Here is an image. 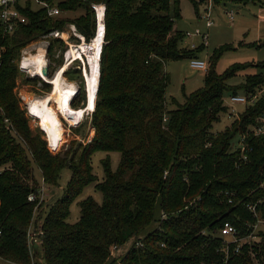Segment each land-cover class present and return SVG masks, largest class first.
I'll return each mask as SVG.
<instances>
[{"label":"trees","instance_id":"obj_1","mask_svg":"<svg viewBox=\"0 0 264 264\" xmlns=\"http://www.w3.org/2000/svg\"><path fill=\"white\" fill-rule=\"evenodd\" d=\"M94 2L107 5L106 44L91 122L95 134L85 146L73 144L53 154L45 135L32 131L27 111L21 106L16 93L21 73L16 61L28 43L70 22L89 41L94 28L90 4ZM191 2L198 11L200 5L196 0ZM180 3L65 0L60 5L64 12L84 10L85 14L74 20H53L44 10L29 7L24 11L26 25L11 36L0 34V46L6 49L0 59V259L32 264V258L42 253L45 264H117L110 258L111 247L144 236L145 247L130 250L120 264H221L223 239L218 231L223 224L230 221L246 232V223L255 222L248 205L260 200L258 210L264 219V190L260 188L264 181V137L249 139L253 151L246 162L240 159V151H233L237 137L263 114L264 97L246 107L240 120L224 132L213 131L227 111L224 94L230 91L237 95L240 89L254 94L264 88V75L249 76L244 85L232 89L228 80L248 66H235L218 75V53L202 88L184 95L183 104L175 98L168 101L171 77L165 71L166 63L198 58L203 50L199 47L196 53L188 54L180 48L185 33L174 29L181 19ZM61 46L64 48V43ZM54 47L49 49L50 60ZM256 66L264 68V63ZM76 73L82 77L81 68ZM36 80L29 78L27 82ZM51 89L50 84L43 83L41 90L49 93ZM88 100L82 85L70 106L85 110ZM170 104L175 108L169 109ZM98 151L121 154L116 172L110 159L102 162V182L92 166V156ZM35 167L49 186H58L65 168L72 174L62 199L45 217L44 213L39 215L43 243L32 256L27 231L36 203L29 202L28 197L38 186ZM93 183L103 195L102 204L92 197L80 202V219L70 224L72 203ZM227 191L236 194L234 205L228 203ZM162 213L166 218H161ZM257 252L260 264H264V247ZM229 264L256 263L244 249L232 256Z\"/></svg>","mask_w":264,"mask_h":264},{"label":"rangeland","instance_id":"obj_2","mask_svg":"<svg viewBox=\"0 0 264 264\" xmlns=\"http://www.w3.org/2000/svg\"><path fill=\"white\" fill-rule=\"evenodd\" d=\"M196 2L200 5L198 7V11L191 0H181V19L175 22L174 29L182 33H195L197 30L206 32L208 34L207 45L204 46L205 43H203L201 37L193 36L191 38H187L186 40L184 39V41L181 42V50L189 54L196 53L195 51L198 50L199 47H203V50L198 53V58L204 60L208 64V70L215 55L220 53L216 64V72L218 75H224L228 70L235 66H248L245 69L236 72V75L228 80V85L231 86L232 89H238L241 85H244L249 76L259 74L264 75V68L256 66L264 63V3L260 4L249 2L246 4L245 1L239 2L237 0H214L212 6L213 9H211V21H213L214 24L210 29H207L206 20L204 17H201V15L206 14L204 6L208 4V1L196 0ZM231 10L235 11V17L233 20L229 19L226 14ZM84 14V10H79L76 13L66 15L65 17H80ZM192 46H195V48ZM62 50L64 51L65 47L63 48V46L61 47L56 44L54 47L52 60H50L49 57L48 69L51 71L50 78L60 69L59 61L61 59L59 58V52ZM40 53L41 50H38V55ZM38 55L34 56L33 59H37ZM80 65L76 63L74 65L68 66V69L70 70L67 73L70 75L68 78L65 77L68 82L76 86V91L77 88L79 90L80 87L85 84L87 78L90 77L91 72L90 63L88 62V64H86L87 68L84 69V75L86 77V80L84 81L83 74L82 77H80L76 73L77 69L80 68ZM252 65L255 67H252ZM165 71L171 77V83L167 89L168 101H171L172 98H175L179 103L183 104L185 101L184 95H189L204 86L206 72L192 69L190 67L189 58L168 61L165 65ZM29 78L30 76L26 74L21 75L18 80L16 93L21 100V106L23 110L27 111V116L32 131L43 133L45 135L44 138L48 142L50 140V145L55 147H50V152L53 154L64 152L73 144L74 147H78L80 144H83L84 146L87 145L95 134V131L91 126V122L92 115L95 111L94 101L96 97L92 98L88 92L89 100L85 110H82L84 107L82 109L80 108L81 110L73 109L71 105L74 111H80V114L82 115L81 118L72 122L67 121L63 117L60 111L56 109L55 104L52 105V110L56 113L59 121V130L57 132L56 142L54 144L53 139L47 135L45 129L41 127L40 119L32 117L27 110L28 100L31 98H43L52 91L47 93L41 90L43 88V83L46 82H44L40 77L34 78L38 79L36 82H27V79ZM51 87L53 89L52 85ZM86 87L88 91V80ZM244 94L246 93L243 91V89H240L237 95ZM232 95L233 93L230 91H227L224 94V105L227 108V111L221 114L220 122L214 124L213 131L215 133L224 132L228 127H231L234 124L236 120L233 118V109L240 116L246 111L245 105H232L230 100ZM173 108L175 107L170 104L169 109ZM106 159H110L112 171L116 172L120 165L121 154L119 152L98 151L92 156L94 175L98 178L99 182H102L105 178L102 162ZM71 174V170L69 168H65L62 171L58 186L46 185L47 196L45 198V202L42 205L41 212L38 209L37 214L35 215L34 221L36 224L41 221L39 219V215L41 213H44L45 217L51 206L54 205L58 200L62 199L67 185L71 179ZM34 176L37 184L41 185L42 174L37 167L34 168ZM89 197H92L99 204H102L103 202V195L101 192L96 190L95 183L87 186L83 193L72 203L70 208L71 215L68 219L70 224H76L79 221V204ZM156 226L157 225L155 224L154 228ZM128 248L129 247L127 246L124 249V252L128 251ZM38 261L39 257L32 258V264H43ZM0 264L12 263L0 259Z\"/></svg>","mask_w":264,"mask_h":264},{"label":"built area","instance_id":"obj_3","mask_svg":"<svg viewBox=\"0 0 264 264\" xmlns=\"http://www.w3.org/2000/svg\"><path fill=\"white\" fill-rule=\"evenodd\" d=\"M65 0H0V34L2 37H7L13 35L22 25H26L28 23V18L25 15L24 11L30 7L32 11L44 10L47 17L53 20H59L65 17L66 15L74 14V12H64L60 5ZM86 2L87 0H82ZM208 4H206L205 12L206 14L201 15L206 20V27L210 29L213 26V21H211V9L213 6L214 0H207ZM233 1V0H232ZM232 3V2H228ZM90 9L92 13V19L94 23L93 28V36L88 41L84 34L80 32L77 25L74 22H70L65 24V26L61 29H53L48 33L42 35L37 40H33L28 43L20 53V58L16 61L18 69L22 74H26L30 76V78L39 77L36 75V70H33L31 65L27 63V59L33 53H37L40 47H43L45 51V58L47 60V65L45 68H48L49 62V49L54 45L61 46V43H64L65 50L59 52V58L63 60V65L67 63L71 66L80 62V68L82 70V74L84 80L86 77L84 75V69L86 64H88L89 60L87 55H83L84 57H80L76 59L75 53L79 51V48L83 44H88L96 40L98 37H101L104 41V45L106 44V13H107V5L105 2H94L90 4ZM228 18L233 20L235 17V11L231 10L226 13ZM78 17H71L68 19L74 20ZM193 36H199L202 38L204 46L207 45L208 34L206 32H202L197 30L195 33L187 32L185 33V40L187 38H191ZM100 50V63L101 56L103 51V46ZM62 47V46H61ZM195 48V46H192ZM197 48V47H196ZM5 47L0 46V59L2 58L3 53L5 52ZM62 65V66H63ZM60 66L59 68H61ZM101 66V65H100ZM190 67L197 71L207 72L208 64L199 58L190 59ZM43 69V70H44ZM56 73V72H55ZM100 76V74H99ZM50 78V76H49ZM42 79V78H41ZM44 82L51 85L49 81L42 79ZM100 82V81H99ZM18 86V85H17ZM17 89V88H16ZM75 92L74 96L78 93ZM73 96V97H74ZM72 97V98H73ZM262 97H264V88L258 90L254 94L247 93L244 95H232L231 103L232 105L242 104L246 107L254 106ZM28 110V109H27ZM233 118L235 120H240V115L236 113L233 109ZM166 122L167 119L165 118ZM78 126V125H77ZM256 137H264V112L261 116H259L255 123L250 125L245 132L240 134L235 144L233 145V151H240V159L243 162H246L249 157V153L253 151V148L250 146L249 139ZM48 142V141H47ZM49 149L50 145L48 142ZM52 151V150H51ZM36 192H33L29 195L28 201L31 203H36L34 217L32 223L27 231V242L29 249L31 251L32 256L36 249H40L43 243V222L39 221L38 224L35 223L34 218L37 214L39 207L43 205L45 202V198L47 196L46 183L42 178L41 185H38ZM260 188L264 190V181L261 183ZM225 197L229 204H235V196L236 194L233 192H225ZM261 200L254 203L249 204L248 209L254 215L255 222L254 223H246L247 230L246 232H241L233 223L227 221L223 224L221 229L218 231V236H220L222 240L221 247L219 252L223 255V260L221 264H229L232 256H237L243 253L244 249H248L250 255L252 256L253 261L256 264H260L257 258V250L261 249L264 245V219L261 216L260 211L258 210V206L261 204ZM162 219L166 218V214L162 213ZM144 236H139L136 238H132L123 245H114L110 249V258L111 260H115L117 264H120L123 257H125L130 250L132 249H141L145 247ZM129 247L124 252L126 247ZM165 247L164 244H162ZM35 264V263H33ZM204 264V263H202Z\"/></svg>","mask_w":264,"mask_h":264},{"label":"bare ground","instance_id":"obj_4","mask_svg":"<svg viewBox=\"0 0 264 264\" xmlns=\"http://www.w3.org/2000/svg\"><path fill=\"white\" fill-rule=\"evenodd\" d=\"M103 43V39L101 37H98L91 43L81 45L79 51L75 53L76 59L84 57V54L88 57L91 67L89 90L92 98H94L98 92L100 79L99 54L102 45H104ZM39 50H41V53L39 55L38 52L31 54L27 59V63L31 65L33 70H36L37 76L46 81H49L53 86V89L49 95L43 98H31L30 100H28L27 107L29 114L32 117L40 119L41 127L45 129L47 135H49L53 139L55 144L57 132L59 130V121L56 113L52 110V105L55 104L57 106L58 111H60V113L65 117L67 121H75L81 118L82 115L80 114V111H74L69 106L71 104L70 100L73 99L72 97L76 92V86L68 82L65 78V73L67 72L69 68L68 66L70 65L67 63L66 65L62 66L55 75H53L51 78H47L43 75V69L47 65L45 51L43 47H40ZM36 55H38V58L33 59V57ZM50 147L52 146L50 145Z\"/></svg>","mask_w":264,"mask_h":264},{"label":"water","instance_id":"obj_5","mask_svg":"<svg viewBox=\"0 0 264 264\" xmlns=\"http://www.w3.org/2000/svg\"><path fill=\"white\" fill-rule=\"evenodd\" d=\"M43 75L46 76V77H49V69H48V68H45V69L43 70ZM72 100H73V99H72ZM72 100H70V103H72ZM27 109H28V107H27ZM42 258H43V254L40 253V257H39V261H38V262L45 264V262L43 261Z\"/></svg>","mask_w":264,"mask_h":264},{"label":"crops","instance_id":"obj_6","mask_svg":"<svg viewBox=\"0 0 264 264\" xmlns=\"http://www.w3.org/2000/svg\"><path fill=\"white\" fill-rule=\"evenodd\" d=\"M89 80H90V77H88V92L90 93V90H89V82H90V81H89ZM84 81H85V80H84ZM84 86H85V91H86V96H87L88 94H87L86 82H85ZM49 94H50V93H49ZM49 94H48V95H49ZM95 97H96V96H95ZM71 99H72V98H71ZM87 99H88V98H87ZM86 104H87V102H86ZM86 104H85V107H86ZM69 106H70V105H69ZM55 107H56V109H57V106H56V105H55ZM70 107H71V106H70ZM73 109H76V108L73 107ZM81 109H82V108H81ZM57 110H58V109H57ZM92 113H93V112H92ZM63 117H64V116H63ZM64 118H65V117H64Z\"/></svg>","mask_w":264,"mask_h":264}]
</instances>
